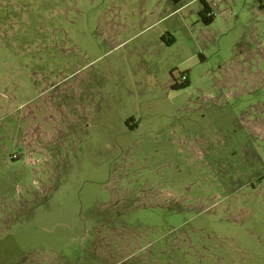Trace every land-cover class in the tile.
<instances>
[{
    "label": "rangeland",
    "instance_id": "obj_1",
    "mask_svg": "<svg viewBox=\"0 0 264 264\" xmlns=\"http://www.w3.org/2000/svg\"><path fill=\"white\" fill-rule=\"evenodd\" d=\"M205 1L0 0V264H264V11Z\"/></svg>",
    "mask_w": 264,
    "mask_h": 264
},
{
    "label": "flooded vegetation",
    "instance_id": "obj_2",
    "mask_svg": "<svg viewBox=\"0 0 264 264\" xmlns=\"http://www.w3.org/2000/svg\"><path fill=\"white\" fill-rule=\"evenodd\" d=\"M126 127L128 134H132L137 131V127H131L128 125V122L126 121ZM247 135V132L244 133ZM192 150L191 147H187V150ZM202 151L200 152V154ZM234 153V152H233ZM256 158H260L259 155L255 156ZM5 162H8L6 165V168L9 169L10 167H13L16 162H18V158L15 159L14 155H10L8 158L4 159ZM5 204V205H3ZM8 205H11V199L9 201L8 197H6L5 201H1L0 209H8ZM8 212V211H7ZM6 212V214H7ZM8 223V222H7ZM147 224H141L139 227V233L135 238V241L133 242L136 248V251L138 253H144L149 258H155L160 260H168L169 257L173 256L175 253L174 248V242L173 237L169 232H163V229L157 228L158 225L152 226H146ZM6 226V228L12 227V224H0V228ZM142 228H146L142 231ZM177 247V246H176ZM178 249V248H177ZM135 251V252H136ZM15 264H47L46 261L41 260L40 258L33 259L32 261H29L27 257H23Z\"/></svg>",
    "mask_w": 264,
    "mask_h": 264
},
{
    "label": "trees",
    "instance_id": "obj_3",
    "mask_svg": "<svg viewBox=\"0 0 264 264\" xmlns=\"http://www.w3.org/2000/svg\"><path fill=\"white\" fill-rule=\"evenodd\" d=\"M259 2V10L264 11V2L262 0H258ZM202 9L199 12V17L204 25H211L215 20V14L213 13V10L209 6V4L205 0H201ZM189 85L188 81L178 85L174 84L173 89L174 90H180L184 89Z\"/></svg>",
    "mask_w": 264,
    "mask_h": 264
},
{
    "label": "crops",
    "instance_id": "obj_4",
    "mask_svg": "<svg viewBox=\"0 0 264 264\" xmlns=\"http://www.w3.org/2000/svg\"><path fill=\"white\" fill-rule=\"evenodd\" d=\"M209 4V6L211 7V9L213 8L214 4L213 3H210V2H207ZM241 75H242V71H239V70H236L234 71V73L231 74V76H229L225 82H228V83H238L242 78H241Z\"/></svg>",
    "mask_w": 264,
    "mask_h": 264
},
{
    "label": "built area",
    "instance_id": "obj_5",
    "mask_svg": "<svg viewBox=\"0 0 264 264\" xmlns=\"http://www.w3.org/2000/svg\"><path fill=\"white\" fill-rule=\"evenodd\" d=\"M263 2H264V0H262ZM182 80L184 81V82H186L187 81V77L186 76H183L182 77Z\"/></svg>",
    "mask_w": 264,
    "mask_h": 264
}]
</instances>
